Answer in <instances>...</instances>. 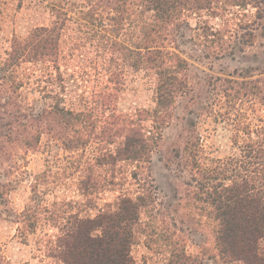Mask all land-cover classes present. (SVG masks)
I'll return each mask as SVG.
<instances>
[{"label": "rangeland", "instance_id": "1", "mask_svg": "<svg viewBox=\"0 0 264 264\" xmlns=\"http://www.w3.org/2000/svg\"><path fill=\"white\" fill-rule=\"evenodd\" d=\"M234 9L224 20L205 17L214 27L226 24V42L230 34L236 36L218 52L221 55L191 41L168 44L189 61L188 81L143 167L120 161L114 170L96 169L100 184L86 196L78 183L84 151H67L60 140L45 133L36 149L20 150L12 157L0 154V253L9 264H63L49 250L57 230L45 220L33 230L21 221L35 178L49 170L50 180L53 175L58 178L38 200L49 205L57 201L58 207L83 216H94L120 193L136 195L139 185L132 174L138 173L154 201L141 216L132 246L138 264H168L172 249H185L200 264H241L217 257L213 219L206 203L196 198L198 169L231 157L255 138L251 131L264 125V38L258 36L252 45L248 36L241 37L245 30L231 33L254 11ZM119 14L109 0H0V136L9 131L12 113L27 123L28 105L40 111L55 102L51 95L56 94L67 108L92 107L99 119L116 113L133 116L138 123L140 111L156 107L154 76L124 60L125 48L136 45L137 16L123 21ZM59 16L63 28L56 63L7 62L15 39L25 40L35 27L52 25ZM198 19L190 17L189 22L195 27ZM15 101L22 104V112L13 109ZM142 123L150 135L153 122ZM187 145L197 163L184 161ZM91 153L92 146L85 156ZM25 228L29 230L23 235Z\"/></svg>", "mask_w": 264, "mask_h": 264}, {"label": "trees", "instance_id": "2", "mask_svg": "<svg viewBox=\"0 0 264 264\" xmlns=\"http://www.w3.org/2000/svg\"><path fill=\"white\" fill-rule=\"evenodd\" d=\"M109 2L112 10L120 12L123 21L134 13L137 16L136 45L125 48L124 60L154 76L156 107L140 111L141 122L138 123L133 116L116 113L99 119L91 112L92 107L67 108L62 105L63 97L56 94L51 95L55 102L40 111L28 105L27 123L12 113L14 120L9 121V131L0 136V154L9 157L20 150L36 149L45 133L60 140L67 151H84L80 163L85 166L79 170L78 183L79 190L86 196L100 184L96 169L114 170L120 161H132L143 167L150 160L154 139L161 137L160 131L169 124L174 101L183 93L188 81L189 61L169 43L191 41L205 49L211 47L213 54L226 50L225 44H229L235 34H230L227 40L230 42H226V24L223 28L214 27L205 17L224 20L225 14L234 15V8L248 7L254 10L252 18L236 23L238 28L234 27L231 33L245 30L241 37L248 36L246 40L252 45L258 36L264 38V0ZM190 17L199 18L195 27L189 22ZM57 18L59 20L52 25L35 27L25 40L15 39L7 62L13 65L19 61L56 63L63 28L60 16ZM229 21L226 17L225 23ZM104 100L103 104L108 107L107 99ZM13 104L16 112H22L21 103ZM146 119L153 122L150 135L142 123ZM251 133L255 138L239 146L231 157L213 160L211 166L198 169L196 198L209 208L208 216L215 225L216 255L226 263L264 264V125ZM90 146L92 156H85ZM188 148L187 145L184 161L194 159L197 163V155ZM50 172L44 171L35 178L31 202L23 210L21 220L30 230L35 229L40 220L57 230L50 239V254L63 264H138L132 255V246L141 216L154 202L153 192L145 181L137 178L138 173L132 174L139 185L136 195L120 193L94 216H83L79 211L58 207L57 201L49 205L38 200L40 193L56 183L58 176L53 175L55 179L50 180ZM28 230L25 228L22 234ZM0 264H9L1 253ZM168 264L200 263L185 249H172Z\"/></svg>", "mask_w": 264, "mask_h": 264}]
</instances>
